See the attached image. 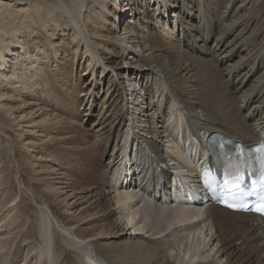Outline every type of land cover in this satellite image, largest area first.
<instances>
[{
  "label": "bare ground",
  "instance_id": "bare-ground-1",
  "mask_svg": "<svg viewBox=\"0 0 264 264\" xmlns=\"http://www.w3.org/2000/svg\"><path fill=\"white\" fill-rule=\"evenodd\" d=\"M218 2L0 0V139L7 126L17 133L42 200L33 214L13 203L0 167V228L9 230L0 250L9 264H264V224L253 225V214L171 195L161 203L166 165L176 185L196 182L192 154L203 156L202 135L252 145L264 130V0H230L225 10ZM69 57L76 70L85 63L78 80L86 78L89 109L96 85L107 84L98 142L53 112L57 98L77 110L69 94L77 81L65 87L56 82L65 74L53 77ZM73 146L90 166L68 173ZM86 182L95 200L76 208L70 198ZM96 214L90 227L78 226ZM19 219L17 238L6 236Z\"/></svg>",
  "mask_w": 264,
  "mask_h": 264
},
{
  "label": "rangeland",
  "instance_id": "rangeland-1",
  "mask_svg": "<svg viewBox=\"0 0 264 264\" xmlns=\"http://www.w3.org/2000/svg\"><path fill=\"white\" fill-rule=\"evenodd\" d=\"M229 1L230 0H219L218 3L219 4L222 3V10H225L224 7ZM56 32L59 33L58 30ZM57 33H56L55 38L58 36ZM70 57L68 60L69 64H68L67 68H64L62 71L60 69H58L57 71L55 70L54 73H58L59 71L60 72L58 74L54 75L53 77L57 78V76H59V74H62V73L65 74V75H61L60 78L56 81L57 83H61L59 85H62V86H65V84H67L66 86H69L70 84H72V83L74 84L77 81L76 84H78V85H75V86H78V88L74 87V85H70V93H69L72 96V98L74 99L73 100V102H74L73 106L74 107L76 106L77 110L76 111H70V112H72L70 114V112H67V110H70L69 108H67L70 105H66V101L62 100V98H57L58 100L55 104V108H54L53 112L55 115L61 116L63 118V121H65V120L72 121L73 120L76 123V128H77L76 132L81 137L82 140L86 141L89 139L91 141V143L95 142V141L98 142L100 139V137H99L100 132L98 133L99 128H100V126H99L100 124L98 122L100 119H103L102 117H104V113L106 112V105H102V107H99L98 104L100 103V101L102 100L104 95H106V92L103 93V87H105L104 88V90H105L107 88V84H105V81L103 79L101 82V85H96L95 91L97 92V96H96V94H95V96H93V102H94L93 106L94 107L89 109V104L88 105H86V104L88 102L87 98L90 97V99H91V96L89 95V93L87 94V89H86L87 86L83 85V84H85L84 82H85L86 78H81V80H78L80 73L85 70L84 69L85 63L83 64V67L80 66V64H77L78 68L76 70L75 65L73 68L72 67L73 65L70 64V61H71ZM52 62H54V60H52ZM56 64H58V63H56ZM60 66H61V64L57 65V67H55V68L57 69ZM46 75L47 74L44 73L43 71L41 74H39V80H43V82L40 81V87L44 91L43 94L46 93L49 89V85L46 81ZM100 78H101V76H98V79H100ZM65 82H67V83H65ZM28 89H29V86H27L25 90H28ZM56 93H57L56 94L57 97L64 95L63 91H57ZM98 99H100V100H98ZM91 101L92 100H90V102ZM95 105H97V106H95ZM87 113H89V114H87ZM72 115H73V117H72ZM92 124H94V125H92ZM63 126H64V124L61 127L64 128ZM9 128L10 127H8V126L4 128V130L6 132L4 135L1 136V139H0V156H1L0 157V161H1L0 167H4L2 179L4 181H6V183H4L5 184L4 186H6V184L9 185L8 187L10 188V194H12L13 196L18 195V198L13 203L17 202L18 200H22L24 202L23 210L28 211V212L30 210L31 211L30 213H32L33 208H35L37 206V202L41 203L42 200L38 197L39 195L37 194V191L34 190L35 188H34L33 182L24 169L25 163H24V160L22 159V153L21 152H23L25 149L22 148L21 146H18L19 145L18 143H20V138L17 136V133L12 128H10V129ZM7 133H9V134H7ZM4 136H6V137H4ZM9 138H10V140H9ZM84 141H82V142H84ZM68 146L69 145H65V147H68ZM80 146L81 145H78V147H80ZM74 147L75 146L72 147V151H73V149H75ZM69 148H70V146H69ZM74 152H76V150L73 152L67 153L69 162L71 161L72 158H74V161L72 160L73 163H68V165L72 164V166H70V165L68 166V170H69V171L67 170L68 173H72L73 171H75V169H76L75 166L77 168L82 169V168L88 167V165H89V161L87 159L85 160V157H77L74 155L75 154ZM63 153H66V152H63ZM96 154L98 155V153H96ZM77 158H78V160H77ZM91 164H93V162ZM3 189H4V187L0 186V193H1V190H3ZM75 192H77V193L81 192V193L78 194L76 197L70 198V201H76V204L74 207L91 209L88 205L90 202L95 200V197H93V198L90 197L93 194V186H90L88 184V182H86L82 186V188L76 190ZM80 197H82V198H80ZM88 199H90V201L86 202ZM48 204L52 206L51 203H48ZM53 211L56 213H58V212L60 213L58 208L53 207ZM32 214H30V215H32ZM91 216L92 217H88L86 220H84V222L77 223L78 226L90 227L92 224L89 223V221H91L94 217H95V219H97L98 214L91 215ZM19 222L20 223L18 224V226H16L17 228L13 229V233L6 234V236H9V237L12 236L14 238L17 235L18 229L21 228L22 225H24V224H22V219H19ZM2 228H0L1 229L0 232L5 233V232L9 231L8 229H6L5 226H3ZM15 238H17V237H15ZM11 251L17 257L19 254H21V250L19 248H16L15 245L13 246ZM0 252H1V250H0ZM102 252L106 253L104 249L102 250ZM67 257L69 259H72L70 254L67 255ZM0 264H9V260L7 259V261H6V258L4 259V257L2 256V252L0 253Z\"/></svg>",
  "mask_w": 264,
  "mask_h": 264
},
{
  "label": "snow or ice",
  "instance_id": "snow-or-ice-1",
  "mask_svg": "<svg viewBox=\"0 0 264 264\" xmlns=\"http://www.w3.org/2000/svg\"><path fill=\"white\" fill-rule=\"evenodd\" d=\"M261 182H260V189L261 191H264V160H261ZM241 179V176L239 175V171L237 170V175L235 176L234 180H233V186L238 190L239 195L243 196V195H252L254 194V192H246L243 189L240 188L239 184L236 181H239ZM228 181H225V185H228ZM227 191L233 195V197H236V193L232 192V188L228 187ZM229 207H232L233 205L229 204ZM250 210H254L257 211L261 214H264V202H262L258 207H255L253 209Z\"/></svg>",
  "mask_w": 264,
  "mask_h": 264
}]
</instances>
